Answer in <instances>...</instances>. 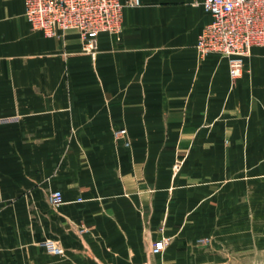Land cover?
<instances>
[{
    "label": "crops",
    "instance_id": "0c3cea01",
    "mask_svg": "<svg viewBox=\"0 0 264 264\" xmlns=\"http://www.w3.org/2000/svg\"><path fill=\"white\" fill-rule=\"evenodd\" d=\"M204 1L125 8L121 40L102 33L93 59L77 32L46 38L25 0H0V117L22 118L0 125V264H200L198 241L259 197L264 47L238 80L201 59ZM47 236L62 258L41 253Z\"/></svg>",
    "mask_w": 264,
    "mask_h": 264
},
{
    "label": "built area",
    "instance_id": "2783aa9c",
    "mask_svg": "<svg viewBox=\"0 0 264 264\" xmlns=\"http://www.w3.org/2000/svg\"><path fill=\"white\" fill-rule=\"evenodd\" d=\"M140 5L141 0H25V13L32 31L46 38L77 32L82 53L95 59L99 36L107 33L121 40L125 8ZM203 7L213 21L199 37V54L202 58L211 54L225 57L231 80L242 78L253 48L264 47V0H205ZM116 134L124 135L126 131ZM49 202L54 208L63 205L62 192H51ZM171 242L169 237L156 241L152 254H162ZM44 245L50 255H65L61 243L54 239H46Z\"/></svg>",
    "mask_w": 264,
    "mask_h": 264
},
{
    "label": "rangeland",
    "instance_id": "374dc122",
    "mask_svg": "<svg viewBox=\"0 0 264 264\" xmlns=\"http://www.w3.org/2000/svg\"><path fill=\"white\" fill-rule=\"evenodd\" d=\"M200 58L204 59L201 55ZM21 120L22 118L19 116H3L0 117V125L11 126ZM11 152L12 150L10 149H4V157L11 158ZM19 152L20 167L22 169L25 166L28 150L20 149ZM180 166L181 163L179 162L177 168ZM263 168L264 164H261L258 184L259 197L249 198L245 196L244 208H237L236 211L234 209L232 212L228 211L226 213L228 220H222L220 226L213 230V234L209 238H203L198 241L197 246L202 247V251H206L205 258L200 264H264ZM256 189L257 186L254 185L255 192ZM249 190L251 191V187H249ZM46 239L53 238L47 236ZM46 239L38 244L41 253L59 257L50 255L47 252L44 245Z\"/></svg>",
    "mask_w": 264,
    "mask_h": 264
}]
</instances>
